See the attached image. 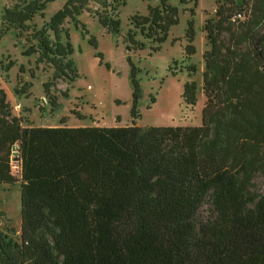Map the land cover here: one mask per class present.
Masks as SVG:
<instances>
[{"label":"trees","instance_id":"1","mask_svg":"<svg viewBox=\"0 0 264 264\" xmlns=\"http://www.w3.org/2000/svg\"><path fill=\"white\" fill-rule=\"evenodd\" d=\"M53 1L18 0L5 8L2 32H29ZM169 1L131 19L128 52L145 47L137 30L164 43L177 22ZM125 4L68 0L34 28L25 55L53 70L49 102L57 99L52 87L79 78L64 24L86 11L118 37ZM223 9L219 27L232 16ZM245 16L244 32L228 30L241 39L233 50L210 38L198 127H25L0 87V185L21 184V235L15 241L0 231V264H264V196L249 190L264 147V0H252ZM187 34H194L192 24ZM244 42L253 51L240 56ZM194 54L190 40L186 57ZM128 63L137 119L143 94L139 70L130 57ZM183 99L196 105L195 83L185 85Z\"/></svg>","mask_w":264,"mask_h":264},{"label":"rangeland","instance_id":"2","mask_svg":"<svg viewBox=\"0 0 264 264\" xmlns=\"http://www.w3.org/2000/svg\"><path fill=\"white\" fill-rule=\"evenodd\" d=\"M17 2L0 0V87L7 93L13 114L25 127H125L133 123L141 127L200 126L207 100L203 74L207 69L204 57L212 48L210 38H215L221 48H231L241 39L236 41L228 30H237L238 35L245 30L243 22L234 24L231 20L219 27L221 17L217 10L224 8L223 15L227 18L228 14L233 16L239 10H244L248 16L252 8V0H170L169 4L177 9V22L169 26L164 43H154L137 30V41L145 47L135 52H128L123 43L127 32L133 28L131 19L148 16L149 9L160 8V0H126L119 10L121 36L118 37L108 34L93 15L84 11L76 16L75 22L64 24L79 78L74 83L60 82L51 88L50 94L57 96L54 105L45 90L53 70L37 64L36 55H25V52L31 45L27 39L31 38L34 28L42 29L45 20L54 18L68 0L48 3L46 19L37 15L29 23V32L12 29L3 33L4 10ZM190 24L193 35L187 34ZM190 40L195 54L187 58L186 47ZM158 47L159 51L153 50ZM238 50L240 56L251 54L253 46L244 42ZM129 57L139 70L137 78L143 94L138 102L137 119L131 116L133 87ZM188 83L196 85L195 106L183 99ZM260 152L263 165L254 173L249 187L257 197L264 196V147ZM12 165L17 174L18 162L14 160ZM0 231L15 241L20 238V183L0 185Z\"/></svg>","mask_w":264,"mask_h":264},{"label":"built area","instance_id":"3","mask_svg":"<svg viewBox=\"0 0 264 264\" xmlns=\"http://www.w3.org/2000/svg\"><path fill=\"white\" fill-rule=\"evenodd\" d=\"M246 19L245 12L243 11H237L231 18L232 23H239L241 21H244Z\"/></svg>","mask_w":264,"mask_h":264},{"label":"water","instance_id":"4","mask_svg":"<svg viewBox=\"0 0 264 264\" xmlns=\"http://www.w3.org/2000/svg\"><path fill=\"white\" fill-rule=\"evenodd\" d=\"M263 75H264V68H263Z\"/></svg>","mask_w":264,"mask_h":264}]
</instances>
